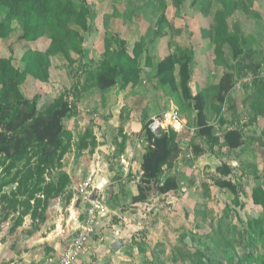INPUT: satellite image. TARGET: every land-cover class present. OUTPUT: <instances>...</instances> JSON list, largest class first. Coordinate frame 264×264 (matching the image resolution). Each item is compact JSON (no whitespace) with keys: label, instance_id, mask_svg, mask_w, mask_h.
<instances>
[{"label":"rangeland","instance_id":"rangeland-1","mask_svg":"<svg viewBox=\"0 0 264 264\" xmlns=\"http://www.w3.org/2000/svg\"><path fill=\"white\" fill-rule=\"evenodd\" d=\"M208 1V5L202 3L208 9L206 16L197 10L200 0H85L87 30L67 25L81 36L80 52H75L67 39L57 44V49L48 37L23 41L20 23L8 20L12 32L0 39V75L3 76L2 70H9L10 77L15 72L22 75L28 67L35 74L16 79L13 87L8 85L5 90L9 99L13 89H17L23 97L35 98L38 112L44 114L62 98L71 106L74 104L76 117L63 120L72 140L60 169L45 165L38 154L15 163L0 157V264H51L61 258L76 230L74 207L80 204L79 191L86 179H94L90 171L96 165L89 158L104 139L112 145L108 157H104L113 174L108 181L98 179L96 186L102 187L109 211L115 207L123 213L142 208L127 200L126 186L132 182L141 187L149 198L147 202L153 205L154 201L159 202L153 199L160 195L158 185L168 176L178 179L180 190H186L167 196L174 199L170 203L166 197L160 198V205L149 209V213H156L159 222L145 225H151L155 232L143 227L132 234V242L142 250L135 264H199L201 260L232 264L227 260L233 257L236 263L245 253L264 256L260 245L253 250L248 247L246 230L247 220L261 215L250 200L251 189L256 185L264 189V98L260 97L264 93V1L231 0L239 7L227 16L228 32L236 36L241 48L237 59L214 33V13L224 5L220 0ZM5 17L0 11V20ZM119 40L125 41L128 54L135 44H140L144 54L156 61L172 55L171 73L140 75L131 88L139 86L142 92L135 94L149 97L147 110L152 114L165 113L171 106L178 109V123L168 128L169 147L179 150V161L171 165H180L177 177L169 175V168L164 167L157 182L143 184L138 171L135 175L125 173L114 161L126 141L122 125L128 120V111L121 108L113 123L119 92L114 88L87 90L94 81L86 80L89 73L96 72L106 50H120ZM144 54L139 59L140 66H145ZM226 74L231 91L225 94L221 109L208 108L211 131L201 136L193 97L200 93L203 102L214 104L218 96L216 84ZM88 91L90 96L86 95ZM102 106L106 110L98 112ZM143 117L138 143L141 150H146L143 124L148 120L146 114ZM228 130L240 132L239 148L225 147L223 136ZM187 154L192 157L187 158ZM59 175L67 178L66 185L57 194L49 192ZM220 182H229L235 193L220 188ZM33 189L39 191L34 193ZM235 198L240 207L234 205ZM142 211L148 212L146 208ZM98 237L92 235L88 239L73 264H119L102 250L101 254L95 253Z\"/></svg>","mask_w":264,"mask_h":264},{"label":"trees","instance_id":"trees-1","mask_svg":"<svg viewBox=\"0 0 264 264\" xmlns=\"http://www.w3.org/2000/svg\"><path fill=\"white\" fill-rule=\"evenodd\" d=\"M77 1L79 4H75L71 0H0V11L6 14V19L0 20V39L7 38L12 32V27L8 20L16 19L20 23L22 30L21 40L36 41L42 37H48L52 46L56 44L54 48L56 47L57 49V44L67 39L72 43V49L75 52H80L79 43L81 36L67 28V25L71 23L83 31L87 30L85 0ZM216 1H221L224 6L222 10L220 8L219 11L214 13V33L219 42L225 43L230 47L232 58L237 59L241 54V48L238 46L239 43L236 36L228 32L227 16L238 10L239 7H237L236 2H231V0L230 2H227L228 0H225L226 2L224 0ZM202 3L208 5L209 1L200 0V4L197 5L202 14L207 16L209 13L206 10L208 9ZM227 3H229V7ZM119 41L120 50L111 53L106 50V56L96 70V74L89 73L86 83L93 79L92 85L94 86H89L87 90L90 87H95L101 91L114 87L124 90L128 86H135L139 81L141 73L139 59L145 53V50L140 44H135L131 54H128L124 47L125 41ZM144 64L145 67L150 65L148 55L144 56ZM173 67L174 63L170 54L159 62L156 75L166 76V74L173 71ZM2 71L4 73L3 76L0 75V157L15 163L24 160L26 157L38 154L40 161H44L45 165H51L50 167L54 170L60 169V161L67 153L72 140L70 133L63 126V120L76 116L74 104L71 106L60 98L56 100L55 105L42 114L36 108L35 98L32 100L27 99L17 89L16 91L13 89L12 99L10 100V94L5 90L6 87L8 85L13 87L14 84H17L16 79H22L29 74L34 77L35 74L32 72L31 67H28L22 75L15 72L12 77L9 75V70ZM231 88L230 78L226 74L220 79L217 86V100L220 104L224 103L225 94ZM78 95L76 93V99ZM260 97L264 98V93ZM193 99L199 134L206 136L211 131V128L206 124V119L203 115L204 98L200 93H196ZM147 123L148 121L143 124V133L148 146L142 156L140 166L143 184L150 181L157 182L163 168L171 167L179 154L178 149L169 147L168 130L162 131L158 136H153L146 131ZM240 140L241 134L237 130H228L223 136V143L230 150L239 148L241 146ZM81 144L83 145V140H81ZM123 148L124 145L120 146L117 154H121ZM43 171L44 167L42 168V173ZM225 173L229 174L228 168H225ZM57 180L55 185H51L49 192L57 194L67 183V178L62 176L60 178V175ZM177 186L175 178H167L158 185V194L174 191ZM219 187L235 193V188L229 182H220ZM34 190L32 191L34 192ZM36 191H39V189ZM137 193V196L132 198V203H141L147 199L139 186L137 187ZM250 200L252 205L261 210V215L260 218L250 219L246 222L248 247L253 250L260 245L261 249L264 250V240H262L264 237V189L261 185H256L251 189ZM233 203L235 206H241L238 198H235ZM138 252L142 253L139 247ZM227 261L232 264H264V256L254 257L252 253H245L236 263L233 257ZM199 264L218 263L210 261L206 263L201 260Z\"/></svg>","mask_w":264,"mask_h":264},{"label":"crops","instance_id":"crops-1","mask_svg":"<svg viewBox=\"0 0 264 264\" xmlns=\"http://www.w3.org/2000/svg\"><path fill=\"white\" fill-rule=\"evenodd\" d=\"M197 10L200 11V9H197ZM145 55L146 54H144V56ZM167 56L168 55H165V57ZM148 57L150 58V65L148 67H145L142 63V65L140 66L141 77H146L149 75H156L157 66L159 62H161L165 58V57H162L161 59L156 61L154 58L151 57L150 54H148ZM202 80L203 79H201V81ZM218 84L219 82L216 84V86ZM138 88L139 86H136L134 88H131L128 86L124 90H120L119 88L114 87L115 91L119 92L118 93L119 95L116 96L119 99L118 100L119 104L117 108H115L116 111L113 112L114 113L113 123H116V120H117V116L115 114L116 112L119 113V110L123 107H125L128 111V120H126V123L124 122L125 124L122 125L123 129L125 130V134H126L124 151L121 154H116V156L114 157V161L119 163V166L121 168L123 167L122 170L125 171V173L129 172L134 175L136 171H138L140 175L142 174L140 166L142 162V156L145 153V150H141V146L138 143L139 142L138 135L141 130L142 117L143 116L145 117V114H146L147 120H149L152 116L155 115V114H152L151 111L147 110L149 97L135 94V91L142 92L141 89L139 90ZM87 94H89V91L86 92V95ZM87 96H90V95H87ZM112 102H115V99L114 101L112 100ZM213 103L214 104L212 105L210 103L206 104V102L204 101V105H203V115L206 119V124L210 127L212 124L208 123L207 121L208 120L207 113L210 112L209 109L213 107L216 110L221 109L219 108V106L221 105L218 102V100H214ZM105 110H106L105 106L98 108V112H101V113H103V111ZM75 117L71 119H74ZM135 138H136V143L133 142V139ZM103 141H104L103 144L99 143L97 145V147L95 148V151L92 152L91 157L89 158V160H91V163L93 165H96V168L92 167L90 171L92 174L91 176L94 178L92 180V183L94 185L96 184L99 185L97 182L98 179H103L104 181H108L110 174H113V172L110 169H108V163L106 162L107 158L105 159L104 157V155H107L106 157H108L110 153V147L112 145H111V142H110V145L107 144L108 140L105 141L104 139ZM108 146H109V149H108ZM99 150H102L106 154L98 152ZM178 161L179 159L177 158L174 162L177 163ZM176 171H181L180 165L178 164H175L174 167L172 166V167H169L168 169L169 175H172L173 177H177L178 174L176 173ZM168 178L170 177L168 176ZM181 180L183 181L185 180V177L183 175L181 176ZM177 185H178V181H177ZM177 187L178 188L174 191L168 192L166 194H160L158 197L154 196L153 199L158 200L159 202L154 201L155 205H153L147 202L149 201V198L141 203H132V198H134L138 194L137 186L135 185L134 182L127 184L126 186V189L128 191L126 192L127 200L131 201L132 206L142 207L141 208L142 210L146 208L148 212L143 213V211L141 212V209L140 210L132 209L130 212L128 211V212L123 213L120 211L118 207L113 208L111 211H109L107 207L108 213L111 212L110 213L111 215L108 217L106 216L105 218L99 220L95 225V229H94L95 231H94L93 236L95 235L100 236L98 237L97 242L94 243L95 253L101 254V250H102V253L105 256H108L113 262L117 263L116 261L119 260L118 262L119 264L123 263V261L129 262L131 264L138 263V259L140 258V253L138 252L137 244L135 242L134 243L132 242V238H133L132 234H134L135 232H137L139 229L143 227H145L148 231H151V232L154 231L151 225L148 227L145 226L146 223H150V221L156 222L158 220L156 213L154 214L149 213L150 212L149 209H151V207L154 208L155 206L160 205V202H161L160 198L166 197L167 202L170 203V201H174V199L173 198L169 199L167 198V196L169 197V195H172L174 192H177V193L181 191L186 192V190L184 189L180 190L179 185ZM80 210H81L80 204H79V207L77 208L74 207V212L76 213L74 216L75 229L77 227L78 217L80 216ZM141 218L142 219L144 218V220H142ZM190 218L192 219L194 217L190 215ZM158 225L159 224L156 225V228H158Z\"/></svg>","mask_w":264,"mask_h":264},{"label":"built area","instance_id":"built-area-1","mask_svg":"<svg viewBox=\"0 0 264 264\" xmlns=\"http://www.w3.org/2000/svg\"><path fill=\"white\" fill-rule=\"evenodd\" d=\"M179 119L178 109L171 106L167 112L152 116L147 123L146 131L153 136H158L162 131L168 130ZM191 158V154H187ZM101 187L96 186L86 179L79 191L80 216L74 236L71 238L61 258L51 264H73L83 251L88 239L94 234L96 223L108 215L107 205Z\"/></svg>","mask_w":264,"mask_h":264}]
</instances>
